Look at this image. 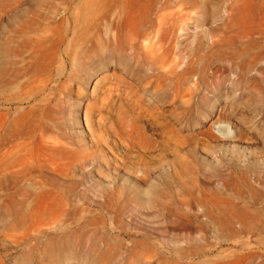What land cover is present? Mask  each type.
Here are the masks:
<instances>
[{
    "label": "rangeland",
    "instance_id": "374dc122",
    "mask_svg": "<svg viewBox=\"0 0 264 264\" xmlns=\"http://www.w3.org/2000/svg\"><path fill=\"white\" fill-rule=\"evenodd\" d=\"M0 264H264V0H0Z\"/></svg>",
    "mask_w": 264,
    "mask_h": 264
}]
</instances>
